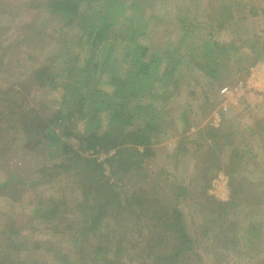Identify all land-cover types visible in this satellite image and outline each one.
<instances>
[{
	"label": "trees",
	"instance_id": "1",
	"mask_svg": "<svg viewBox=\"0 0 264 264\" xmlns=\"http://www.w3.org/2000/svg\"><path fill=\"white\" fill-rule=\"evenodd\" d=\"M105 2L45 0L37 6L56 14L66 24L79 21L87 10L91 12L98 4L99 8L104 7ZM213 5L214 1L210 0L207 6L210 9L205 8L203 12L214 13L218 22H213L216 29L235 35L238 23L232 21L233 3L219 2L218 13ZM0 15L6 16L5 10L0 8ZM6 17L7 25L0 26V156L14 154L12 157L21 159L14 171H7L8 180L3 186L10 187V180L18 186V192L20 188L23 190L19 196L27 193L36 222L46 224L47 229L55 232L72 231L69 241L77 251L67 250L55 257V261L60 264H130L121 254V250L129 246L139 255L137 264H204L194 245L206 238L217 264L232 252L244 264H264V213H257L254 207L258 205L257 198L264 199V190H261L264 186L256 184L261 178L256 168L250 170V174L241 173L256 162L258 155L251 149L250 141L239 134L235 122L228 121L232 118L223 114L221 127H201L196 140L190 143L181 136L168 154L171 169L178 172L182 155H187L194 144L195 149L189 157L193 159L194 176L188 178V183L166 167L152 171L147 167L149 160L156 161L160 139L169 133L165 113L160 109L177 91L168 81L182 75L185 68L206 78L211 90L216 81L224 79V70L229 69L227 65L232 57L235 64L241 61L233 53L239 49L235 46L236 41L214 40L211 35L200 39L193 36L190 40L193 42L188 41L186 49L176 47L157 59L155 54L164 51H153L150 60L145 61L150 48L136 39L138 33L133 30L127 58L131 68L124 69L119 75L115 84L118 87L114 90L115 93L117 89L121 90L124 96L119 94L118 101H108L114 92L105 91V88L102 92L107 83L102 85L104 72L98 57L88 62L97 75L95 84L102 86L98 89L102 96L92 93L89 88L92 81L89 74L77 78L72 85H65L69 67L73 64L66 49L69 47L67 39L39 46L45 60L37 65L33 53L37 50L31 48L35 42L20 38L31 35L26 25L34 30L33 21L25 22L22 18L15 22L9 14ZM192 19L185 16L181 21L186 25ZM13 22L15 24L10 25ZM133 24L131 21V26ZM93 29L92 25L90 31ZM2 42L11 44L1 47ZM25 46L30 49L27 60L24 56L16 58L15 54L22 57ZM251 49L254 52L251 62L255 63L260 58V51L264 52V41L254 40ZM161 63L167 67L164 73L158 68ZM166 73H171L170 78H166ZM45 89L57 95L52 103L43 107L37 101L31 104L36 90ZM206 95L204 99L208 104L209 94ZM124 104L129 109L127 113L122 111ZM146 108L150 114L144 113ZM187 108L181 125L184 129L190 121L191 104ZM250 128L253 134L256 133L253 126ZM100 153L109 154L106 161L112 179L104 174L102 164L94 156ZM47 157L53 160L46 163ZM22 162L30 163L28 169L32 166L28 176L23 175L26 170ZM219 171H225L231 178L227 201L216 199L207 191ZM64 178L76 187L71 193L76 192V199L66 196L64 186L59 188ZM158 183L168 187L167 198L157 192ZM50 189L53 191L49 195L44 194ZM191 194V202L199 205L190 207L188 217L180 199L190 200ZM8 195L0 197L6 200ZM19 196L14 199L18 200ZM68 219L73 220L62 229L61 220ZM190 219H193L192 226ZM2 222L0 264H32L28 257L30 248L21 236L27 228L22 216L4 214ZM98 230H102V234L96 237ZM127 238L128 246L126 243L121 246ZM90 239L95 243H88ZM85 241L90 248L84 250L81 244Z\"/></svg>",
	"mask_w": 264,
	"mask_h": 264
},
{
	"label": "rangeland",
	"instance_id": "2",
	"mask_svg": "<svg viewBox=\"0 0 264 264\" xmlns=\"http://www.w3.org/2000/svg\"><path fill=\"white\" fill-rule=\"evenodd\" d=\"M44 1L45 0H0V8L2 11L5 10L6 16L9 14L12 18H15V22L21 21L22 18H24L25 22L27 20L29 23L33 21L32 23L35 25L34 30L29 29L28 25H26L31 35L21 36L20 38H30L28 40L35 42L31 48L37 50L33 51L37 59V65L45 60V54L41 53V49L38 48L39 46L46 43L51 44L54 40L67 39L69 47H66V49L68 57L72 60L73 64L72 67H69L67 73L68 81L65 85H72L74 84L72 82L77 78L79 79L89 74L92 79L89 83V88L92 93L100 96L101 93L104 92V88L105 91L110 90L114 92L112 96L108 98V101H118L117 96H119V94L124 96L119 89H117V93H115V89L118 87V84L117 87L115 84L118 83V77L124 72V69L131 68L127 58H129L128 53L130 52L129 47L131 46L129 44V37L133 30L138 33L136 39L147 48H150V52H147L145 55V61L150 60L153 51H164L163 54H155V59H157L169 53L167 51L176 47L186 49L188 41L189 43L193 42L190 41L193 36L195 39H200L211 35V39L214 40L236 41L235 46L239 49L237 52L233 53H236V56H239L241 61L235 64L233 61L234 58L232 57V60L228 61L227 66L229 69L224 70V79L222 81H216L214 88L212 86L211 90V86L206 82V78L199 76L195 73L196 71H187L185 68L182 75L175 76L168 81V84L170 83L169 85H172V88L176 86L173 89L177 91L172 99L169 98L163 103L160 109L165 113V123L169 125V133L164 139H160L161 141L158 145L161 148L155 158L156 161L149 162V160L147 162V167L150 171L157 167H166L168 171L181 177L184 180L183 182L188 183V178L194 176L191 167L193 165V159L189 158L190 154H192L195 149L194 144H191L189 147V153H187V155H182L178 167L181 169L178 172L171 169L168 162V154L173 150L176 143L180 141L181 136L186 137L187 141L190 143V141L197 137L198 130L201 127H221L222 115L224 114L232 118L228 119V121L235 122L236 126L239 128V134H242V138H245V140L250 141L251 149L258 155L255 160L256 162L252 163L250 168L246 167L243 169L241 173L250 174L249 171L252 169L255 170L256 168V170H258L257 173L260 174L261 177L260 180H258L260 182L256 181V184L257 186L260 184L264 186V92L254 89H245V87L241 92L239 88L240 81L247 80L250 68L264 58V52L260 51V58L257 62H251L254 56V52L252 53L253 49H251L253 41H264V0H226L233 3V9L231 8L232 21H237L238 23L235 35L230 33V31L216 29L213 24V22H217V19L215 20L212 15L214 13H211L212 11L210 12L209 10L208 12H203L205 8L210 9L207 8L210 0H105V5L103 4L104 7L102 6L99 8L98 4L91 12L87 10V13H84L79 21L76 19L74 22L72 21L66 24L56 14H51L52 12H47V10L45 12L42 6H37V3L40 5ZM213 1L215 3L213 6L215 8L217 7L218 13L220 7L217 5L223 0ZM6 16L0 15V26L7 25L8 21ZM185 16H191L193 19L188 22V24L183 25L181 18H185ZM131 21L134 23L132 26ZM9 22H11L10 19ZM139 22L140 27L138 26ZM12 24L15 23H10V25ZM85 24H88V27H85ZM92 25L95 29L90 31ZM143 25L146 26V28H141ZM185 28L188 30H185ZM143 31L144 33H142ZM9 44L11 43L2 42L1 47L8 46ZM23 50L25 52L21 55L22 57L16 54L14 56L20 59L24 56L23 59L27 60L29 56L28 50L30 49L25 46ZM8 51L10 52L11 50ZM97 57L99 58L98 61H101L100 63L102 64L104 72L102 78L104 83L102 85L107 83L106 86H103L102 92L98 90L102 86L98 87L95 84V77H97V75L95 71H93L94 67L88 62V60H95ZM162 58L160 60H162ZM224 62L226 64V61ZM163 65L164 64L161 63V67H158L160 73H164L163 71L167 69V67ZM247 66L249 68L245 70ZM242 68L244 69L242 70ZM110 73H115V76L108 75ZM166 74H168L166 78H170L171 73ZM176 82L178 83L176 84ZM33 91L34 90H32L31 93ZM36 92L37 93L31 97V101H33L31 104L37 101L41 107H43L44 104H51L54 98H56L55 96H57L52 93L50 89H45L44 91L36 90ZM206 92L207 95L209 94L210 99V103L208 102V104L204 99ZM234 100H237V102L234 103ZM188 104H191V108L188 111L190 121L184 129V126L182 127L181 125L185 113L184 110L188 109ZM158 108H160V106H158ZM128 110L126 104H124L122 111L127 113ZM146 112L150 114L151 111L146 108L144 113ZM215 112H218L220 116L217 125L213 123L212 119ZM160 116L161 115H158L157 118H160ZM251 126H253L256 133L253 134L250 128ZM12 156L15 155L13 154L9 157L0 156V195L9 194L6 199L7 201L5 199L2 200V197H0V224H4V222H2L4 214H16V216L20 214L23 219V225L27 227L23 229L21 236L25 239L26 246L30 248L31 253L28 256L30 258L29 263L60 264L55 261V257H59L67 250L77 251L73 243L69 241L73 233L70 229H66L63 232H55L52 229H47L45 227L46 224L36 222L37 218L33 213V206L29 204L30 199L27 197V193L24 194L23 192V194L19 196L18 193L23 190L20 188L18 192L16 189L18 186H16V184L14 185L10 180V187L3 186V183L6 182L5 180H8L7 171H11V169L14 171L15 166L20 164L21 158L19 159L17 156ZM94 156L97 157L98 162L102 164L101 166L104 169V174L112 179L109 163L106 161L109 154L100 153L94 154ZM51 160L53 159L47 157L45 162H50ZM22 164L23 169L26 170L23 175L28 176L32 166L28 169L30 163L22 162ZM62 182L60 186L58 184L59 188L64 186L66 196L76 199V192L75 194H71L76 188L73 182L67 180V178H64ZM159 182H161V179ZM230 182V176L225 171H219L208 186V194L221 201H227L230 198ZM160 184L159 187H157V192L162 197L167 198L168 195L166 192L169 189ZM29 188L28 186L27 189ZM153 189L156 190V188ZM52 191L51 189L49 191L47 190L44 194L49 195ZM37 194L39 193L37 192ZM18 196V200L14 199L18 198ZM192 196L193 194L189 196V199ZM257 203L258 205L254 206L256 207V212L264 213V199L262 200L261 197L257 198ZM180 204L188 217H190V207L199 205L198 202L194 205L191 199H185V201L180 199ZM200 210H202V207H200ZM71 220L73 219L61 220L62 229L66 227ZM189 222L191 223L190 226H192L193 219H190ZM119 233L120 232L117 234ZM100 234H102V230H98L96 237L100 236ZM192 236L195 238L194 235ZM262 240H264V236ZM94 241L90 239L88 243H95ZM85 242L81 244V248H84V250L90 248L89 245H87V241ZM127 242H129L128 238L125 239L121 246L125 243L126 246H128ZM209 243V240L203 238L200 243L194 245L196 247L195 251L197 253L199 252L200 258H202L201 260L204 264H217V261L216 263L214 262V254L209 249ZM36 246H38V248H36ZM135 252L136 250L129 246L121 250V254L125 255L130 264H137L139 262V255ZM144 256H146V253ZM74 257H72V261H74ZM239 258V256L232 252L225 259L221 258L218 264H244Z\"/></svg>",
	"mask_w": 264,
	"mask_h": 264
},
{
	"label": "built area",
	"instance_id": "3",
	"mask_svg": "<svg viewBox=\"0 0 264 264\" xmlns=\"http://www.w3.org/2000/svg\"><path fill=\"white\" fill-rule=\"evenodd\" d=\"M244 87L245 89H254L260 92H264V58L262 59V61L250 68L249 76L247 77L246 81H240L239 88L241 92L242 90H244ZM233 102L236 103L237 100H234ZM219 117L220 116L218 112H215L214 117L212 118L214 124L217 125Z\"/></svg>",
	"mask_w": 264,
	"mask_h": 264
}]
</instances>
